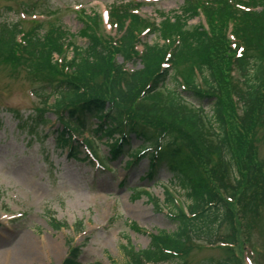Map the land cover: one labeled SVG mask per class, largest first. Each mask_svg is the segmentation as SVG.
Returning a JSON list of instances; mask_svg holds the SVG:
<instances>
[{"label":"trees","instance_id":"16d2710c","mask_svg":"<svg viewBox=\"0 0 264 264\" xmlns=\"http://www.w3.org/2000/svg\"><path fill=\"white\" fill-rule=\"evenodd\" d=\"M230 1L239 0L208 1L218 8L184 0L180 15L165 17L160 26L114 6L110 18L118 38L109 46L95 29L96 16H86V48L74 47L60 62L54 55L60 56L66 32L49 28L39 36L36 27L20 45L19 26L0 24L1 62L38 77L66 76L48 86L55 96L49 108L63 125L56 131L59 147L72 153L68 134L79 133L91 117H102L107 129L140 133L143 144L137 150H158V165L182 192L180 201L165 193L166 218L174 229L152 235L144 250L122 247L123 264H186L192 241L236 245L238 229L244 222L251 227L258 210H264V159L257 157L256 146V132L264 128V0L249 3L253 10L248 12L234 9ZM199 9L207 30L187 26ZM229 22L236 47L243 48L238 56L226 38ZM146 29L158 33L162 44H144L138 55L135 45ZM117 57L140 68L126 71ZM163 63L168 65L161 69ZM72 263L71 258L64 264ZM203 264L240 261L228 248L224 259Z\"/></svg>","mask_w":264,"mask_h":264},{"label":"rangeland","instance_id":"374dc122","mask_svg":"<svg viewBox=\"0 0 264 264\" xmlns=\"http://www.w3.org/2000/svg\"><path fill=\"white\" fill-rule=\"evenodd\" d=\"M133 2L138 3L141 17L157 26L161 25V14L177 18L183 5V0H0V22L16 23L24 33L37 24L41 32L49 28L57 34L60 29L66 32L60 56L54 55L60 62L64 56L70 57L74 47L86 48V16H96L94 28L109 46L117 39L108 16L111 7L117 4L128 8ZM199 19L202 17L188 21L187 26L197 24ZM140 41L141 46L162 44L154 31L141 33ZM141 46L136 49L141 50ZM115 60L122 64L121 57ZM134 67L140 68L138 63L125 61L123 68L128 71ZM62 77L66 76L38 77L0 61V264H61L69 248L75 246L79 247L77 264H123V246L144 250L150 244L149 234L174 229L161 207L163 188L171 181L166 169H159L155 179L148 181L145 158L127 168L123 162L128 157L122 155L100 169L86 158L83 149L84 154L78 156L81 161H77L68 157L66 148L54 145L52 131L57 121L52 109L44 106L49 124H38L45 96L47 105L53 102L48 86ZM41 89L46 93L38 92ZM204 108L208 111L207 105ZM137 145L133 143L134 147ZM256 146L257 157L264 159V128L256 132ZM96 150L99 157L108 151L100 144ZM84 157L86 161L82 160ZM241 210L249 213L244 204ZM258 214L251 227L250 222H244L243 228L238 229V244L232 249L242 264H264L263 208ZM78 222L82 230L76 232L73 228ZM59 224H66L67 228ZM225 232L223 228L220 233ZM18 243L26 244L27 250L23 248L21 252ZM53 243L59 246L55 252ZM215 244L193 243L186 264L224 258L226 247Z\"/></svg>","mask_w":264,"mask_h":264},{"label":"bare ground","instance_id":"6f19581e","mask_svg":"<svg viewBox=\"0 0 264 264\" xmlns=\"http://www.w3.org/2000/svg\"><path fill=\"white\" fill-rule=\"evenodd\" d=\"M52 245H54V252L56 251V249H59V246L57 244L53 243ZM23 248L24 250H27L26 244L22 246L21 244L18 243V249L21 250V252H23Z\"/></svg>","mask_w":264,"mask_h":264}]
</instances>
